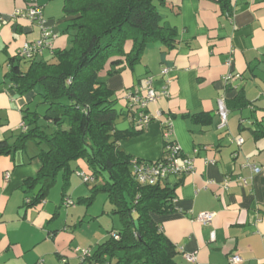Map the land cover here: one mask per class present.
I'll return each instance as SVG.
<instances>
[{"label":"crops","instance_id":"crops-1","mask_svg":"<svg viewBox=\"0 0 264 264\" xmlns=\"http://www.w3.org/2000/svg\"><path fill=\"white\" fill-rule=\"evenodd\" d=\"M29 2L0 0V140L9 143L22 132L23 111L42 113L46 106L39 87L19 93L9 75L23 44L40 37L36 22L14 14ZM36 3L55 38L51 48L42 49L34 59L53 61L54 51L71 46L66 31L71 17L63 12L64 0ZM158 9L161 23L176 31L174 46L152 41L132 66L112 64V72H107L105 65L100 72L99 80L112 91L121 113L116 121L119 130L136 123L135 114L125 108L126 91L147 81L157 92L165 85L169 91L148 105L152 119L143 131L118 144L133 158L158 160L163 154V124L168 122L171 139L193 158L189 173L164 181L175 187L173 211L153 215L174 244L178 264H264V135L258 136L264 133V0H229L228 9L216 0H166ZM130 46L127 41L125 51ZM18 63L26 70L30 61ZM228 72L238 76L225 84L222 78ZM238 92L245 103L240 107L234 100ZM220 97L228 108L222 128L217 113ZM239 138L242 142L237 144ZM38 152L29 141L23 150L0 155V264H89L75 249H92L105 241L117 214L105 192H96L90 203L82 201L92 193L86 184L75 205L65 207L64 197L73 199L74 172L65 188L59 175L57 189L49 194L50 189L37 205H26L22 184L38 172ZM73 163L71 168L89 172L84 160ZM96 200L101 201L98 210L93 207ZM203 212L214 213L210 223L197 219ZM105 215L113 216L110 224L102 221ZM190 253H195V260L186 258ZM233 255L240 261L230 263Z\"/></svg>","mask_w":264,"mask_h":264},{"label":"trees","instance_id":"trees-1","mask_svg":"<svg viewBox=\"0 0 264 264\" xmlns=\"http://www.w3.org/2000/svg\"><path fill=\"white\" fill-rule=\"evenodd\" d=\"M216 1L229 8V0ZM165 3L64 0L63 12L71 17L66 26L71 46L54 51L53 61L35 60L37 53L27 59L19 55L12 59L9 75L18 92L37 86L46 104L42 113L23 111V129L13 143L0 140V155L23 150L29 141L39 148L40 168L22 184L25 204L40 203L59 175L65 188L73 172L84 171L71 168L74 161L82 159L89 169L84 172L93 180L84 182L91 185L92 193L81 200L90 203L96 192H105L112 212L120 218V226L109 230L108 238L90 249L84 259L89 264H178L174 244L153 219L154 214L173 211L175 187L164 183L166 179L152 185L134 179L133 157L125 154L118 141L139 134L144 126L134 123L128 129L116 128L121 113L112 91L99 80L105 65L107 72H112V64L132 66L152 41L159 40L166 48L174 46L176 31L161 23L158 9ZM127 41L131 46L125 51ZM21 60L30 61L26 70L20 68ZM234 100L239 107L245 104L239 92Z\"/></svg>","mask_w":264,"mask_h":264},{"label":"built area","instance_id":"built-area-1","mask_svg":"<svg viewBox=\"0 0 264 264\" xmlns=\"http://www.w3.org/2000/svg\"><path fill=\"white\" fill-rule=\"evenodd\" d=\"M30 4L24 9H17L15 15L25 16L32 22H36L40 29V37L34 42L24 43L19 51V56L22 58H31L34 54L40 52L44 48H51L52 40L55 38V33L46 24L42 7L36 3V0H29ZM231 63V59L227 61V64ZM167 68L162 69L163 73L167 72ZM231 72L223 75V82L225 84L231 82L235 77ZM169 91L167 85L163 86L159 92L155 91L150 83H147L143 87H137L134 90L126 91L124 94L125 108L130 112L135 113V122L137 125L146 126L151 121V115L146 112L148 105L155 101L159 97H167ZM264 96V93H263ZM217 113L219 116V127L222 128L227 123L228 109L225 104L224 98L220 97L217 100ZM163 154L160 159L155 161H147L138 158H132L130 161V167L132 168L133 177L139 184H155L164 181L170 175H182L189 173L193 169V158L183 154L181 148L177 143L171 139L172 130L170 124L166 122L163 124ZM242 139L236 140L237 144H240ZM249 168L253 172H258L259 167L256 165H249ZM76 175L82 179L83 182H89L93 180L90 174L85 173L82 170L75 171ZM6 174V178H8ZM63 204L66 206L73 204V201L69 197H64ZM214 213L203 212L197 216V219L202 223H210L213 219ZM213 234V233H212ZM114 237H117L116 235ZM76 252L79 257L84 260L90 253L89 248H76ZM187 259L193 261L196 256L195 253L185 255ZM240 261L238 255H233L229 258L230 263Z\"/></svg>","mask_w":264,"mask_h":264},{"label":"rangeland","instance_id":"rangeland-1","mask_svg":"<svg viewBox=\"0 0 264 264\" xmlns=\"http://www.w3.org/2000/svg\"><path fill=\"white\" fill-rule=\"evenodd\" d=\"M24 64H26V63H24V62H22V65H24ZM46 107V106H45ZM45 107L43 108V109H40L41 111H43V110H45ZM72 164H74V163H72ZM74 166V165H73ZM101 179V178H100ZM59 181L51 188V190H50V192H49V194L50 193H52L55 189H57L58 188V186H59ZM98 183V182H97ZM81 189H84V182L82 181V179L81 178H79L77 175H76V173L74 172V174L72 175V178H71V187H70V192H71V194L73 195V199H71L72 201H73V204H71V205H68V206H66L65 204H64V206L65 207H70V206H74L75 204H74V202H75V200H76V197H77V193H78V191L79 190H81ZM102 193V192H101ZM103 195V194H102ZM65 207H63V208H65ZM93 207H94V209H96V210H98L100 207H101V201L100 200H96L94 203H93ZM62 208V207H61ZM62 210H64V209H62ZM114 217H116V225H115V228H118L119 226H120V221H118V219H119V217H118V215H113ZM113 216H110V215H105V216H103L102 217V221H106V219H107V221H108V223L110 224V219H111V217H113ZM113 226V225H112Z\"/></svg>","mask_w":264,"mask_h":264}]
</instances>
